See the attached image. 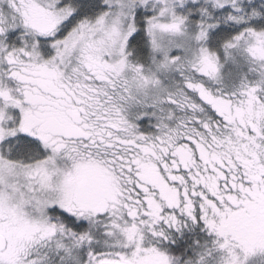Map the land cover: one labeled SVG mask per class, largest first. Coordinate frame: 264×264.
<instances>
[{"label":"snow or ice","instance_id":"6c2138e0","mask_svg":"<svg viewBox=\"0 0 264 264\" xmlns=\"http://www.w3.org/2000/svg\"><path fill=\"white\" fill-rule=\"evenodd\" d=\"M264 257V0H0V264Z\"/></svg>","mask_w":264,"mask_h":264},{"label":"trees","instance_id":"16d2710c","mask_svg":"<svg viewBox=\"0 0 264 264\" xmlns=\"http://www.w3.org/2000/svg\"><path fill=\"white\" fill-rule=\"evenodd\" d=\"M251 264H264V257L253 258Z\"/></svg>","mask_w":264,"mask_h":264}]
</instances>
